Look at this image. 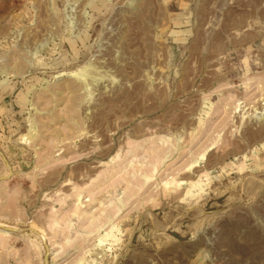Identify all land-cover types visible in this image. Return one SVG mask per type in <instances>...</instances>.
I'll return each instance as SVG.
<instances>
[{
  "label": "rangeland",
  "instance_id": "obj_1",
  "mask_svg": "<svg viewBox=\"0 0 264 264\" xmlns=\"http://www.w3.org/2000/svg\"><path fill=\"white\" fill-rule=\"evenodd\" d=\"M0 264H264V0H0Z\"/></svg>",
  "mask_w": 264,
  "mask_h": 264
}]
</instances>
